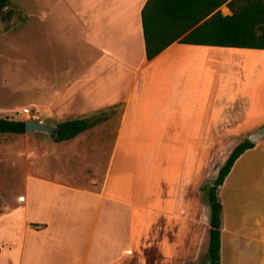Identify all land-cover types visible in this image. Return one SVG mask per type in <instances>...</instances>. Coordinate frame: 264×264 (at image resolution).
Returning <instances> with one entry per match:
<instances>
[{"label": "crops", "instance_id": "crops-1", "mask_svg": "<svg viewBox=\"0 0 264 264\" xmlns=\"http://www.w3.org/2000/svg\"><path fill=\"white\" fill-rule=\"evenodd\" d=\"M146 1L54 0L38 11L53 34L38 49L40 120L101 121L58 142L60 161L75 163L28 175L24 200L0 214V264H188L189 247L193 262L208 247L201 187L264 128V49L175 42L148 60ZM89 132L98 135L83 140ZM251 142L228 174L231 190L244 188L238 220L219 196L222 264H264V133ZM211 144L234 146L214 162Z\"/></svg>", "mask_w": 264, "mask_h": 264}, {"label": "rangeland", "instance_id": "rangeland-1", "mask_svg": "<svg viewBox=\"0 0 264 264\" xmlns=\"http://www.w3.org/2000/svg\"><path fill=\"white\" fill-rule=\"evenodd\" d=\"M53 2L54 0H10L8 9L13 10L12 19L0 21V117L26 120L31 116L25 109H30L35 115L42 112L36 105L35 90L38 76L42 71L38 49L42 48L43 43L52 42L53 34L49 31L52 28L47 20L44 23L38 19V11L50 7ZM41 114L43 117L44 113ZM97 135V132H89L83 140L95 138ZM61 145L49 133L44 132L0 134V214L13 208L14 201L24 200L22 191L26 187L28 175L46 174V171L49 174L54 170L61 172L59 167L75 163L70 158L60 161L58 154L55 153L61 152ZM232 146L234 145H206L208 159L214 161L219 156L222 161V155L229 153ZM111 148L112 143L105 145L101 155L103 159L98 160L99 164L106 163L107 150L110 154ZM82 163L80 161L76 167L78 171L86 169L81 166ZM63 171L68 172L67 169ZM99 171L101 169L97 170L98 173ZM213 180L208 176L204 184H210ZM229 184L227 176L218 194L224 202L226 216L235 215L238 220L237 203L244 201V188L236 187L237 190H231L235 187H230ZM204 200L208 202L206 192ZM208 230L205 229V236L207 235L209 243ZM206 249H203V255L198 257V261L193 262L196 253L189 247L188 264H205Z\"/></svg>", "mask_w": 264, "mask_h": 264}, {"label": "trees", "instance_id": "trees-1", "mask_svg": "<svg viewBox=\"0 0 264 264\" xmlns=\"http://www.w3.org/2000/svg\"><path fill=\"white\" fill-rule=\"evenodd\" d=\"M232 11L224 15L226 4ZM10 0H0V21H10ZM146 57L153 59L175 42L223 48L264 49V0H147L141 11ZM101 114V113H100ZM101 121V115L66 119L57 123L51 136L56 142L73 139ZM26 120L0 117V134H25ZM254 147L250 139L234 146L218 175L201 187L209 204V243L207 263H221V227L223 204L219 187L223 185L235 161ZM34 227L38 226L33 224Z\"/></svg>", "mask_w": 264, "mask_h": 264}, {"label": "water", "instance_id": "water-1", "mask_svg": "<svg viewBox=\"0 0 264 264\" xmlns=\"http://www.w3.org/2000/svg\"><path fill=\"white\" fill-rule=\"evenodd\" d=\"M26 131L27 132H48V133H56L58 129L51 125H48L42 120H35L32 118L26 119ZM264 133V128L261 132L256 135L250 137L251 141L257 140Z\"/></svg>", "mask_w": 264, "mask_h": 264}, {"label": "built area", "instance_id": "built-area-1", "mask_svg": "<svg viewBox=\"0 0 264 264\" xmlns=\"http://www.w3.org/2000/svg\"><path fill=\"white\" fill-rule=\"evenodd\" d=\"M25 112L28 113L29 116H31L32 119L40 120V115H35V114L31 113L30 109H25Z\"/></svg>", "mask_w": 264, "mask_h": 264}]
</instances>
